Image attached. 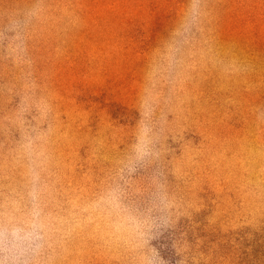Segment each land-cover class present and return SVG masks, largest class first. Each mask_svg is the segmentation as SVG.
<instances>
[{
    "label": "rangeland",
    "instance_id": "374dc122",
    "mask_svg": "<svg viewBox=\"0 0 264 264\" xmlns=\"http://www.w3.org/2000/svg\"><path fill=\"white\" fill-rule=\"evenodd\" d=\"M0 264H264V0H0Z\"/></svg>",
    "mask_w": 264,
    "mask_h": 264
},
{
    "label": "clouds",
    "instance_id": "9594fccd",
    "mask_svg": "<svg viewBox=\"0 0 264 264\" xmlns=\"http://www.w3.org/2000/svg\"><path fill=\"white\" fill-rule=\"evenodd\" d=\"M17 243L20 245L21 248L27 247L31 243V239L28 235H22Z\"/></svg>",
    "mask_w": 264,
    "mask_h": 264
}]
</instances>
